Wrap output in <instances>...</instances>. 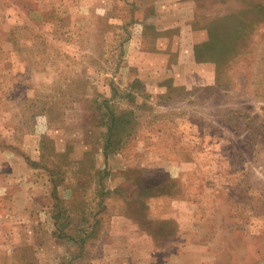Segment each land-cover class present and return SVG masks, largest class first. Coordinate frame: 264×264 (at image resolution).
Returning a JSON list of instances; mask_svg holds the SVG:
<instances>
[{"label": "rangeland", "instance_id": "1", "mask_svg": "<svg viewBox=\"0 0 264 264\" xmlns=\"http://www.w3.org/2000/svg\"><path fill=\"white\" fill-rule=\"evenodd\" d=\"M0 264H264V0H0Z\"/></svg>", "mask_w": 264, "mask_h": 264}]
</instances>
